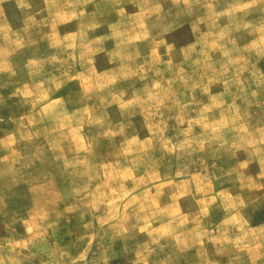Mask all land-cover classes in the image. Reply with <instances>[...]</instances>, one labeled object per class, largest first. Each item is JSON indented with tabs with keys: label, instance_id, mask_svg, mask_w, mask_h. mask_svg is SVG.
I'll return each instance as SVG.
<instances>
[{
	"label": "rangeland",
	"instance_id": "rangeland-1",
	"mask_svg": "<svg viewBox=\"0 0 264 264\" xmlns=\"http://www.w3.org/2000/svg\"><path fill=\"white\" fill-rule=\"evenodd\" d=\"M0 264H264V0H0Z\"/></svg>",
	"mask_w": 264,
	"mask_h": 264
},
{
	"label": "crops",
	"instance_id": "crops-1",
	"mask_svg": "<svg viewBox=\"0 0 264 264\" xmlns=\"http://www.w3.org/2000/svg\"><path fill=\"white\" fill-rule=\"evenodd\" d=\"M171 252H172V255H176L179 252V249H177V248H175V250L174 249H171ZM186 252H188V250H186ZM175 257L178 258L177 255Z\"/></svg>",
	"mask_w": 264,
	"mask_h": 264
}]
</instances>
